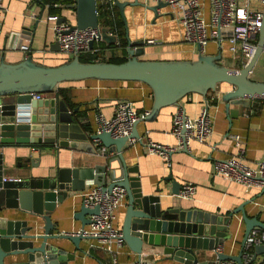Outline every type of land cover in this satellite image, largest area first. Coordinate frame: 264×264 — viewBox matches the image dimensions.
Segmentation results:
<instances>
[{
  "label": "water",
  "instance_id": "95a60500",
  "mask_svg": "<svg viewBox=\"0 0 264 264\" xmlns=\"http://www.w3.org/2000/svg\"><path fill=\"white\" fill-rule=\"evenodd\" d=\"M120 11L126 29L127 60L123 62L79 60L74 55L69 60L56 65H47L35 61L31 54L18 62H7L0 57V149L6 146H51L78 149L92 154L97 153L98 146L104 147L106 153H115L119 163V173L115 168L106 165L89 167L57 166L54 175L28 176L20 180L3 179L5 165L3 152L0 151V209L19 208L29 213L32 223L28 220H14L0 216V264H5L8 255L24 256V259L12 261L10 264H68L75 254L49 243L50 239H69L76 249H81L82 239L91 238L82 234L60 233L52 220V210L57 203H62L70 191L85 190L88 182L101 184L103 189L111 190L119 185L126 190V208L121 225L122 241L142 259L143 245L161 246L162 252L169 259L180 264H212L215 258L231 259L236 264H246L242 259L246 238L254 227L264 229V221L258 215L250 216L244 205L249 200L236 206L227 213L205 211L199 208H182L169 206L162 208L159 193L145 194L139 188L138 176L130 175L137 172L136 166H128L123 152L126 142L135 138L142 141L134 124L128 135L113 137L110 132L88 133L80 126L72 110L59 96L33 98L31 92L50 93L59 83L77 81L87 78L105 80H136L149 85L153 92L152 107L142 118L152 120L160 108L176 105L180 99L189 93H199L206 96L215 91L220 83H227L231 89L221 94V101L229 120L239 112L237 106H248L251 99H264V81L250 77L251 72L262 53L264 38V17L258 35L257 46L252 58L243 66L233 67L222 62L221 50L216 54H199L195 59H142V42L132 41L128 35L124 8L127 5H138L137 2L127 3L113 0ZM34 5H41V19L45 5L40 0H34ZM146 8L157 16L160 9L167 4L156 2ZM67 9L73 10L74 24L72 27H97L101 39L115 43L116 36L110 34L109 28L98 21L97 0H75ZM61 16L56 22L68 21ZM33 29L22 28L12 31L6 38L8 48H20L23 39L30 38ZM60 48L59 42L53 43ZM93 42L90 43V47ZM208 109V108H207ZM98 140L96 146L93 141ZM182 151L188 148L181 136ZM38 157L28 155L27 162L34 165ZM108 176L110 182H107ZM171 191L180 195L182 185L172 178ZM262 191L264 192V177ZM161 189H157V192ZM99 206L88 207L80 205L74 217L81 222V228L90 223L91 215L97 213ZM241 214L245 225L244 235L237 254L218 251L225 239L230 237L228 225L234 214ZM89 216V217H88ZM43 220L42 231H36L37 218ZM35 239H40L38 245ZM212 252V254H211ZM211 254V255H210ZM264 254V244L255 245L251 260H256ZM100 264H102L100 262Z\"/></svg>",
  "mask_w": 264,
  "mask_h": 264
},
{
  "label": "crops",
  "instance_id": "0c3cea01",
  "mask_svg": "<svg viewBox=\"0 0 264 264\" xmlns=\"http://www.w3.org/2000/svg\"><path fill=\"white\" fill-rule=\"evenodd\" d=\"M119 1L138 3V5H127L124 8V15L129 38L132 41L142 42L143 53L140 58L195 59L199 55L196 45L183 40L182 25L168 8L158 10L156 16L152 10L144 6V4L152 6L155 4L153 0ZM33 2L34 0H3L5 12L0 26V57L3 55L7 62H18L31 54L35 61L47 65H56L71 58L69 54L53 44L56 41L52 29L53 21L49 20L48 17L51 15L47 14L46 7L41 19L35 24L41 13V5H34ZM202 7L208 17V0H202ZM61 16L74 22L70 10H63ZM61 16H57L58 19ZM22 28L33 29L31 37L22 41V44L29 45V50L5 46L9 34L12 31H20ZM110 34L115 35L113 32ZM147 39H155L156 42L148 43ZM97 43L105 46L108 42L101 39L95 44ZM115 43H118L117 38ZM223 48L222 57L227 58L226 43ZM218 51L217 44L210 42L205 54H216ZM99 52V57H105L107 53L128 57L126 47H104L99 49ZM226 65L231 66V64ZM59 86L70 89L72 101L78 103V109L73 114L83 130L88 133L96 131L99 116L108 118L113 114L116 103L120 99L133 101L139 112L149 111L153 102L152 89L142 81L87 78L62 82L54 91ZM228 89L231 87L227 83H221L215 91L209 92L206 96L194 92L185 95L179 101L190 115L197 114L204 105H208L213 126L212 134L206 142L192 141L187 152L182 151L181 148L175 149L169 153V162L158 154L149 153L145 148L148 138L163 144L177 145L178 143V138L171 133L172 115L176 105H167L160 108L154 119L138 121L137 130L142 141L135 138L129 139L124 146L123 156L128 166L137 167L138 171L131 172L130 175L138 176L141 191L145 194L159 193L162 208L181 206L227 213L249 200L244 205L246 213L250 216L258 215V218L264 221L262 185L246 187L222 175L213 174V162L216 159H225L237 153L247 163L254 165L264 147V101L261 99L256 101V98L251 99L248 106L233 105L239 109V112L236 117L229 120V115L225 112L221 101V94ZM83 123L89 124L91 129L86 126L84 128ZM236 136L239 137L240 150L235 143ZM93 144L96 146L98 140L93 141ZM97 150L96 154H92L70 148L57 150L56 147L51 146H36L33 149L14 145L0 149L3 152L6 177L52 176L58 165L89 167L106 165L110 161V166L115 168V174L118 175L119 163L116 154L112 152L107 154L101 146H98ZM28 155L38 157V161L35 160L37 165H31L26 161ZM169 174H172V178L179 181L181 185L187 181L193 182L196 185L195 193L188 197L172 194V181L165 179ZM107 182H110L109 176ZM93 183L88 182L85 190ZM158 188L161 190L157 192ZM83 192L84 190L70 191L68 197L62 203H57L52 210V220L58 232L81 228V222L74 217V213L83 203ZM126 200L125 197L116 211L115 224L120 228L124 219ZM0 216L14 220H28L32 223L30 214L19 208L2 207ZM36 226V231H42L43 220L40 217L37 218ZM228 230L230 237L225 239L217 250L237 254L245 230L240 212L233 215ZM48 242L75 254L74 259L68 260V264H100V262L102 264H134L138 259L137 254L125 242L101 241L95 237L84 238L79 243L81 249H76L74 244L66 238L50 239ZM39 243L40 239L34 240L35 245ZM143 246L142 260L146 264H180L178 261L169 259V255L162 252L161 246L148 244ZM21 259H24L23 255H8L5 257V264Z\"/></svg>",
  "mask_w": 264,
  "mask_h": 264
},
{
  "label": "built area",
  "instance_id": "2783aa9c",
  "mask_svg": "<svg viewBox=\"0 0 264 264\" xmlns=\"http://www.w3.org/2000/svg\"><path fill=\"white\" fill-rule=\"evenodd\" d=\"M167 4L172 15L181 23L183 40L196 45L199 54H205L210 42L217 44L218 50H222L224 43L232 59H239L241 65H245L254 55L259 31L264 17V0H208L209 12L206 17L202 0H153ZM3 0H0V26L4 16ZM53 21L52 29L56 40L63 52L71 58L80 52L91 49L96 42L101 40L100 30L97 27L77 28L72 21L57 23L58 17H48ZM111 33V32H110ZM264 39V38H263ZM148 43L156 42L155 39H147ZM264 41V40H263ZM93 46L90 47V43ZM22 50H29L28 44H21ZM264 51V42L262 52ZM33 98H43L47 94L43 92H31ZM208 105L190 115L182 104H176L172 115L171 133L178 138L177 145L163 144L148 138L145 148L149 153L160 155L169 162V153L182 148L181 136L187 146L192 141L206 142L212 134L213 118L208 112ZM251 112V111H250ZM148 111L139 112L133 101L120 99L115 106L113 114L106 118L98 117V125L95 132L106 130L111 136L119 137L128 135L134 124L141 120ZM237 149H241L239 137L236 136ZM213 174L222 175L227 179L239 182L246 187L262 185L264 177V147L260 158L254 165H250L237 153L225 159H216L213 162ZM20 180L18 177H6L3 179ZM196 191V185L187 181L183 183L180 195L192 196ZM83 203L88 207L99 206L97 213L91 215L90 223L82 228L72 231H60V233L82 234L98 238L101 241H117L122 243L121 228L115 224L116 211L126 197L124 187L116 185L111 190L103 189L101 184L94 182L90 188L82 193ZM264 244V229L254 227L247 235L242 255L244 263L251 260L255 245ZM134 264H146L143 260H136ZM212 264H236L231 259L215 258Z\"/></svg>",
  "mask_w": 264,
  "mask_h": 264
},
{
  "label": "trees",
  "instance_id": "16d2710c",
  "mask_svg": "<svg viewBox=\"0 0 264 264\" xmlns=\"http://www.w3.org/2000/svg\"><path fill=\"white\" fill-rule=\"evenodd\" d=\"M40 1L47 8L48 15H57L58 17L61 16V12L63 10H70L67 9V6L75 2V0H40ZM70 11H71V15H74L73 10ZM97 13H98L99 24L108 27L110 32L115 33L118 39V43H111V44L106 43L105 46L101 44L99 45V43L94 44V46L91 49L80 52L78 54L79 60L83 62H88V61L123 62L127 60L128 57L126 56L111 55L109 57H99L100 56L99 49L104 47L115 48L116 46L125 48L127 44V39H126L125 23L120 15V11L118 7L115 5L113 0H97ZM47 95L49 96L57 95L61 97V99L66 103V105L70 109H73L78 106V103L72 101L69 88L59 86L57 87L56 91H52ZM261 100L264 101V99ZM256 101H258V99ZM254 107H256V104H254ZM85 126L86 128L91 129L89 124L85 125V123H83L84 128ZM253 249L251 248L250 251H253ZM248 264H264V254H262L256 260H250Z\"/></svg>",
  "mask_w": 264,
  "mask_h": 264
},
{
  "label": "rangeland",
  "instance_id": "374dc122",
  "mask_svg": "<svg viewBox=\"0 0 264 264\" xmlns=\"http://www.w3.org/2000/svg\"><path fill=\"white\" fill-rule=\"evenodd\" d=\"M73 20V19H72ZM223 50L225 51V47L223 48ZM111 54L107 53L105 55V57H109ZM220 62L222 63H226V64H231V66H240L241 63H240V60L239 59H232L230 57V55L228 54L227 58L225 57H222L220 59ZM250 77L252 79H255V80H261V81H264V51L261 53V55L259 56L254 68H253V71L251 72L250 74ZM229 85V84H228ZM230 86V85H229ZM231 87V86H230Z\"/></svg>",
  "mask_w": 264,
  "mask_h": 264
}]
</instances>
